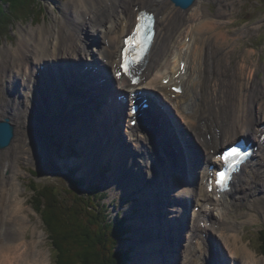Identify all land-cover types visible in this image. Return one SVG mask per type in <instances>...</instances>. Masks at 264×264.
Segmentation results:
<instances>
[{"label": "bare ground", "instance_id": "bare-ground-1", "mask_svg": "<svg viewBox=\"0 0 264 264\" xmlns=\"http://www.w3.org/2000/svg\"><path fill=\"white\" fill-rule=\"evenodd\" d=\"M204 1L194 0L188 8H181L172 0H66L60 19L38 30L21 28L17 45L2 47L0 120L7 117L14 134L0 148V264H49L38 248L41 237L20 195L18 177L22 172L19 162H39L44 133L55 134L64 142L74 135L82 154L69 163L77 161L87 179H96L98 164L112 159L110 179L128 182L126 191L140 198L138 206L143 211L134 220L135 250L129 263H261L248 245L235 243L237 237L233 247L226 244L230 255L216 239L222 232L227 237L225 220L230 212L238 216L247 207L243 217L255 210L260 214L258 204L249 200L251 195L253 201H264V143L258 144L255 160L243 167L229 192L220 197L214 191L209 193L202 178L204 167L215 162L212 150L241 136L255 137L264 123V100L260 98L264 95L258 92L264 93V74L263 82L257 77L264 62L261 69L244 60L232 67L233 46L227 42L231 36L220 27L228 21L222 19L231 14L232 1L219 5L220 15L202 9L200 2ZM204 5L209 8L208 3ZM141 10L156 17L147 64L136 68L145 66L142 79L133 84L131 78L121 77V83L111 84L117 96L141 89L160 96L162 101L154 107L163 116L159 115L163 125L159 128L145 113L134 128L128 127L123 142L117 133L120 120L116 111L99 116L101 108L95 105L99 102L101 107L103 96L111 95L105 96L106 89L96 81L108 69L116 71L123 38L133 29ZM97 31L102 40L95 35ZM181 61L186 72L175 78ZM87 65L103 71L94 79L80 76L85 79L81 87L88 88L81 95L74 85L82 80L74 73ZM165 78H169L167 84ZM179 83L182 91L174 97L170 87ZM83 97L91 104H81ZM168 108L194 145L183 138L177 140L176 151L170 147L166 136L176 132L177 123ZM193 203L199 205L198 211H190ZM227 209L231 210L226 213ZM207 221H212L211 227L200 223ZM228 221L235 228L240 225L237 218Z\"/></svg>", "mask_w": 264, "mask_h": 264}, {"label": "rangeland", "instance_id": "rangeland-1", "mask_svg": "<svg viewBox=\"0 0 264 264\" xmlns=\"http://www.w3.org/2000/svg\"><path fill=\"white\" fill-rule=\"evenodd\" d=\"M0 1L1 4H3L4 10L9 12V4L7 2L5 3L4 0ZM223 1L224 0H205L204 2H200V5L202 9H207L210 14L217 15L219 14L218 7ZM229 1H232V6L230 7L231 14L224 15L225 18L222 20L228 21L224 22L220 27L229 32L231 36L227 41L233 46L232 55L230 53L231 65L233 67L237 61L244 60L245 63H257V69H261L264 62V0ZM65 2L66 0H31L30 8H34L39 12L30 14L29 17L19 15L21 18H13V22L10 23L7 31H4V29L0 27V52L4 46L12 47L17 45L21 36V28L32 27L34 30H38L41 29L40 26H48L53 24L55 20L60 19V17H62V11H64ZM204 3H208L209 8L207 5L205 6ZM97 32L98 33H95V35L98 34L99 39L102 40V35H100L101 31ZM182 34L184 36L183 32ZM183 36L181 39L183 38L184 40L185 37ZM185 40L187 41V38ZM89 41L91 42V39ZM90 46L93 48L94 42H91ZM263 72L264 70L262 69L257 72V77L261 82H263V80H261L264 74ZM117 82L121 83L120 80ZM258 92L264 95V93ZM260 98L264 100V96L261 95ZM43 136V150H39V162H34L35 164L28 163L24 160L23 162H19L22 172L18 174V177L20 180L19 182H21L19 188V192H21L20 195L25 199V205L29 207L27 211L30 215V219L33 221L35 227L37 226L38 235L41 237L39 238L41 243H39L38 248L43 250V254H45V258L48 259L49 264H57L55 261L56 254L42 221L41 213L35 211L32 207L34 203V194L33 191H31V181H33V185L37 188L44 185H52L66 196H69V193L66 192L64 188L68 184L70 185V179H78L81 190L100 185L102 189L107 192L103 202L108 205L110 214L114 215L116 212L121 211L122 214L127 217V224L130 226L131 230L129 234H125V236L120 239L117 244V249L130 248L131 256L129 261L132 260V253L135 250V244L133 243L135 235L134 220H136L137 214L143 211V208L138 206L140 198L131 196L130 194L132 193L126 191L128 182L120 184L118 181L110 179L109 175L112 172V159L98 164L99 167H97L96 179H87L82 173L77 161L69 163L72 159L79 160L82 154L78 147V140L74 139V135H70L66 142L62 139L60 140L54 134L49 135L48 133H44ZM83 169H85V165ZM30 171H35L37 174L32 175ZM256 196H259V194H256ZM249 201L258 204L260 214L255 210L256 212H248V214L243 217V214L246 213L245 211L248 209L247 207H244L243 213L238 214V216L235 212H230L231 216H228L225 220L227 225V230H225L227 237L224 239V233L222 232L223 234L220 233L222 236L219 234V238L216 237V241L219 240V243L225 246L228 252L227 254L230 255L228 251L229 248L226 247V244L233 247V239L237 237L238 242L235 243L243 246L248 245L249 249L253 250L256 256L261 259L260 264H264V253L260 248L262 240L259 239L261 237L260 231L264 228V201L260 199H258V201H253L251 195ZM194 203L189 209L193 208ZM153 209L154 208L150 207L152 215H154ZM230 210L231 209H227L226 213ZM237 213L240 212L238 211ZM229 218L234 222L236 218L239 219V227L235 228V226L228 221ZM128 240L133 241L127 242ZM129 261L128 264H135V262L129 263Z\"/></svg>", "mask_w": 264, "mask_h": 264}, {"label": "trees", "instance_id": "trees-1", "mask_svg": "<svg viewBox=\"0 0 264 264\" xmlns=\"http://www.w3.org/2000/svg\"><path fill=\"white\" fill-rule=\"evenodd\" d=\"M0 1V27L7 31L13 18L29 17L39 12L30 8L31 0ZM21 12V13H18ZM38 17V16H37ZM6 28V29H5ZM36 175L35 171H30ZM64 195L52 185L37 188L31 181L34 194L32 207L41 213L42 221L56 254L57 264H128L130 248L117 249V244L130 231L127 217L118 211L110 214L103 202L107 192L99 185L80 189L77 179H70ZM261 251L264 253V228L260 231Z\"/></svg>", "mask_w": 264, "mask_h": 264}, {"label": "snow or ice", "instance_id": "snow-or-ice-1", "mask_svg": "<svg viewBox=\"0 0 264 264\" xmlns=\"http://www.w3.org/2000/svg\"><path fill=\"white\" fill-rule=\"evenodd\" d=\"M138 19L142 20L144 17H138ZM148 25L147 24H138L136 31L133 33L132 37H129V40L127 41L128 43H131V41L136 40L137 37H140L139 40H137V46L141 48V51L144 49L145 41L150 39V35L146 32ZM145 30L144 34L141 35V30ZM128 61L127 59L125 60V65H127ZM125 71H127V67H125ZM135 82V81H134ZM241 155L239 152V149L237 148H232L230 151L225 152L223 159L225 160L226 163L233 162L236 156ZM225 173L224 172H219L218 173V184H223V180L225 178Z\"/></svg>", "mask_w": 264, "mask_h": 264}, {"label": "water", "instance_id": "water-1", "mask_svg": "<svg viewBox=\"0 0 264 264\" xmlns=\"http://www.w3.org/2000/svg\"><path fill=\"white\" fill-rule=\"evenodd\" d=\"M175 5L181 8H188L194 0H172ZM14 126L10 123L8 118L0 121V148L6 147L13 137Z\"/></svg>", "mask_w": 264, "mask_h": 264}]
</instances>
